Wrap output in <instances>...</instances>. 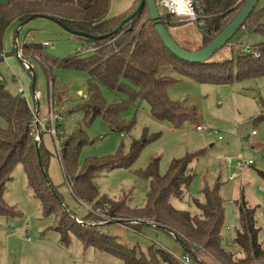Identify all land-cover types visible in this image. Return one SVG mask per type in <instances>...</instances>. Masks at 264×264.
Segmentation results:
<instances>
[{
  "label": "trees",
  "instance_id": "obj_1",
  "mask_svg": "<svg viewBox=\"0 0 264 264\" xmlns=\"http://www.w3.org/2000/svg\"><path fill=\"white\" fill-rule=\"evenodd\" d=\"M155 1L158 5V0ZM200 1L206 18L198 27L200 44L197 50L213 42L247 0ZM138 2L134 0L128 10L108 17L110 0H0V63L8 57L4 51L10 30L30 22L32 17L48 16L60 21L70 31L92 35L93 38H78L85 44L84 51H78L68 58H56L47 52L48 47L41 45V42L33 40L24 43L19 37L21 61L28 62L34 71L39 68L43 72L48 91L51 89V92L57 86L58 70L86 73V93L75 104L73 114L83 116L85 127L100 117L103 124L118 135H129L134 128L135 122H126L122 114L137 100L148 107L152 118L169 122L175 129L181 128L184 123L196 121L197 110L194 106L174 101L167 94L168 87L178 83V80L161 75L162 69L170 68L182 78L211 85L243 82L264 76V6H259V3L233 38L224 45L227 47L236 35L250 33L259 39L249 45L251 52L231 54L229 59L223 60H211L212 57L205 62L191 64L180 61L165 49L149 18L146 5L126 21ZM160 18L167 30L169 26L178 25L167 14L161 13ZM116 30L117 33L113 34ZM11 37L13 43L14 33ZM11 52L16 56L13 47ZM24 69L31 83V70ZM102 89L123 94L127 99L108 103L102 96ZM32 99L33 105L21 99L18 90L11 93L3 80L0 81V216L6 219L21 216L16 208L6 204L3 193L13 180L14 168L21 165L27 177L28 189L40 203L43 216L53 217V229L58 233L62 245H69L75 238L83 250L95 249L111 254L123 264H181L173 254L160 247L149 246L147 253H144L136 247L124 245L119 237L107 229L115 225L107 224L109 221H116L135 233L149 227L173 237L183 252H189L192 264H264V248L258 239L255 208L247 209L241 203L238 210L239 227L234 232L232 250L225 246L221 233L226 218L219 194V180L216 179L212 186L203 184L202 204L193 199L198 214L178 210L171 204L172 199L183 198L195 177L189 168L193 159L190 154L172 160L163 175L158 172L159 158L156 157L144 170L135 173L147 183L148 189L139 206L129 205L131 198L126 194L112 199L99 193L94 180L115 169H130L154 136L148 139L143 135L131 142L127 152L122 146L114 154L87 158L80 166L78 157L82 148L91 145L85 131L75 128L74 132L66 134L62 124L58 126L61 133L58 136V158L65 183L76 200L90 207V212L78 218L80 223H77L78 219L63 205L48 176L49 160L53 155L42 145L41 139L46 132L41 133L38 142L41 163L37 160L35 139L28 126L33 118L30 107L36 104L33 94ZM261 120H264V112L252 118L253 122ZM149 221L154 223L155 228L148 224ZM240 253L243 257L237 258L236 254Z\"/></svg>",
  "mask_w": 264,
  "mask_h": 264
},
{
  "label": "rangeland",
  "instance_id": "obj_2",
  "mask_svg": "<svg viewBox=\"0 0 264 264\" xmlns=\"http://www.w3.org/2000/svg\"><path fill=\"white\" fill-rule=\"evenodd\" d=\"M122 2L123 0H110L108 14L113 15L114 12L123 10L120 5ZM259 6H264V0L259 1ZM14 31L15 29H12V35ZM29 31L37 43L48 41L52 48L46 50L56 58H68L78 51H84L85 44L82 40L69 35L58 24L47 19L38 18L28 22L19 35L21 40ZM168 33L180 48L189 51L198 49L200 32L196 24L181 23L169 26ZM7 37L4 52L8 54L7 59L10 62L13 60L14 65L9 69L7 64L10 62L7 63L8 60L4 59L0 63V76L11 93H17L18 88L22 87L29 104L33 105L30 77L11 52L10 33ZM257 41L259 39L250 33L236 35L234 40L215 53L211 60L229 59L231 54H244L246 45ZM34 73L40 114H46L52 101L53 109L64 116L62 123L64 132L72 133L75 128H81L91 143L84 146L79 154L80 166L87 158L114 154L122 146L127 152L131 142L137 141L143 135L148 139L154 136L130 169H115L94 180V186L101 195L118 199L126 194L131 198L129 205L139 206L148 189L147 183L135 173L144 170L151 159L156 157L159 158L158 172L163 175L172 160L190 154L193 159L189 168L195 177L183 198L172 199L171 204L178 210L198 214L199 210L193 199L202 204L203 184L212 186L217 179L220 182L219 194L225 207L226 220L221 234L227 249L232 250L234 232L239 227L238 210L241 203H244L247 209H256L258 239L264 248V120L252 121V118L264 112V76L243 82L211 85L182 78L170 68L162 69L161 75L178 80V83L168 87L167 94L174 101L194 106L197 110L196 121L184 123L181 128L175 129L169 122L152 118L148 107L137 100L122 114L126 122L132 120L135 122L134 128L129 135H118L111 132L100 117L95 118L89 127H85L83 116L79 113L73 114L75 104L81 101L86 93V73L58 70L54 92H51V89L48 91L46 79L39 68H35ZM101 92L108 103H118L122 99H127V96L112 93L107 89H102ZM199 124L206 131L197 132L196 126ZM253 131L254 136L251 135ZM218 135L222 137L221 140H217ZM41 141L53 155L49 165L51 174L48 172L53 187L71 215L81 219L90 212V209L85 203L75 199L70 187L65 183L58 150L50 135L44 133ZM237 159L244 162L252 161L243 174L234 168ZM232 175L235 177L229 181ZM12 177L13 180L3 192L4 200L8 206L16 208L21 216L15 219L0 216V264H123L111 254L95 249L83 250L75 238L69 245H62L58 233L53 229V217L43 216L40 203L28 189L27 177L21 165L14 168ZM107 229L119 237L124 245L136 247L144 253H147V248L152 245L168 251L175 257L183 253L173 237L159 230L144 227L140 233H135L118 225ZM236 256L242 258L243 254Z\"/></svg>",
  "mask_w": 264,
  "mask_h": 264
},
{
  "label": "built area",
  "instance_id": "obj_3",
  "mask_svg": "<svg viewBox=\"0 0 264 264\" xmlns=\"http://www.w3.org/2000/svg\"><path fill=\"white\" fill-rule=\"evenodd\" d=\"M200 6H201L200 0H158V8L163 15L165 14L169 15L170 17H172L173 21L177 24L194 23L196 24L197 27H201L204 19L206 18V16L203 15V12ZM29 42H33V39H26L24 43H29ZM13 43H14V52L16 53V57L21 60L22 53L20 51V46H21L20 39L14 38ZM41 45L48 47V48L49 47L52 48L51 44L47 41H42ZM245 51L246 53L251 52L250 47L247 46ZM22 65L26 69H29L30 67L28 62H25V61H22ZM0 81H2L1 77H0ZM18 93L21 99L28 101L26 94L24 92V89L22 87L18 89ZM33 98L38 99L39 95L35 93L33 95ZM30 108H31V115L33 116V118L29 122L28 126L32 130L31 135L34 137L35 141L39 142L41 138V133L46 132L47 134L50 135V137L52 138L53 144L56 146V149L59 151L60 145L58 144L59 142L58 136L61 135V133H60V130L58 129V126L62 124L64 121L63 114L57 113L53 109L52 101L50 102L49 109L47 110L44 116L40 114V106L38 107L35 106V107H30ZM196 131L203 132V131H206V129L202 125L199 124V126L196 127ZM254 134L255 132L253 131L252 135ZM221 138L222 137H220L219 135L217 136V140H221ZM250 164H252V161L250 160H248L247 162H244L242 159H237L236 164L234 165V168L237 171H239L240 174H243L245 168ZM234 177H235L234 175L230 176L229 180L231 181ZM88 208L90 209L89 206ZM76 222H79V221H76ZM134 223H138V222H134ZM148 224L152 228H155V225L153 222L149 221ZM176 259L181 264H192L191 257L188 253L182 256L176 257Z\"/></svg>",
  "mask_w": 264,
  "mask_h": 264
},
{
  "label": "water",
  "instance_id": "obj_4",
  "mask_svg": "<svg viewBox=\"0 0 264 264\" xmlns=\"http://www.w3.org/2000/svg\"><path fill=\"white\" fill-rule=\"evenodd\" d=\"M260 0H247L243 7L240 9V11L236 14V17L231 21V23L228 25L226 29L211 42L209 45L204 47L203 49L197 50V51H186L183 48H180L176 42L171 37L170 33H168V30L165 28L161 18H160V11L157 5V2L155 0H139V4L135 8L134 12L126 19V21L132 19L134 15L143 7V5H146L149 12V18H151L153 22V26L155 28L156 33L158 34L163 46L165 49H168L173 56H175L180 61H184L191 64H198L200 62H205L207 60H210L215 53L220 51L222 48H224V45L230 41L233 36L238 32V30L243 26V23L246 21V19L250 16L251 12L255 9V7L258 5ZM41 18L47 19L49 21H52L56 25L58 24L62 30H64L66 33H68L71 36H75L77 38H93L92 35H86L84 33L70 31L66 26H64L60 21H56L51 17L48 16H41ZM40 18V19H41ZM38 19L32 17L31 20ZM30 20V21H31ZM27 24L24 23L21 26H18L14 31V37L18 39L19 30L21 27H24ZM117 30L113 32V34H116ZM20 60V59H18ZM21 61V60H20ZM22 63V61H21ZM29 70H31V91L32 94H35V80L36 76L34 73L33 68L29 67ZM36 105L39 106V100L36 99ZM36 146V153H37V160L39 161V145L38 142L35 141ZM39 163H41L39 161ZM107 224H117L120 225V222L116 221H109ZM189 253V252H187Z\"/></svg>",
  "mask_w": 264,
  "mask_h": 264
},
{
  "label": "crops",
  "instance_id": "obj_5",
  "mask_svg": "<svg viewBox=\"0 0 264 264\" xmlns=\"http://www.w3.org/2000/svg\"><path fill=\"white\" fill-rule=\"evenodd\" d=\"M133 2H134V0H123V2L120 4L121 5V7H123L122 9L123 10H119V11H116V12H114L113 13V15H110V14H108V17H111V16H116V15H119V13H122V12H124V11H126V10H128L131 6H132V4H133ZM113 4V3H112ZM21 33V32H20ZM30 31L29 32H27L26 33V35L24 36V39L22 40V41H25L28 37H30V38H33L34 40H35V38L34 37H32L30 34ZM20 35V34H19ZM30 35V36H29ZM12 36V30H11V32H10V37ZM19 37V36H18ZM21 39V38H20ZM44 41H46V40H44ZM10 42H11V46L10 47H13L14 48V45H13V43H12V37H11V40H10ZM48 42V41H47ZM6 59H7V57H6ZM8 60V62L7 63H9L10 61H9V59H7ZM6 63V64H7ZM10 64V65H9ZM9 64H7V66H8V68L9 69H11V67H13V60H12V62H10ZM35 106H36V104H35ZM43 116L45 115V114H42ZM197 127V126H196ZM251 135H252V133H251ZM255 135V134H254ZM254 135H252V136H254ZM52 159H53V156L51 157ZM51 158H50V162H51ZM61 163V162H60ZM51 164V163H50ZM49 164V165H50ZM221 167L223 168V166L221 165ZM50 166H49V169H48V172L50 173L51 171H50ZM221 168V169H222ZM49 173H48V176H49ZM51 174V173H50ZM50 177V176H49ZM230 181V180H229ZM117 225V224H116ZM118 226H121V227H125V226H123L122 224H120V225H118ZM127 228V227H126ZM108 230H110V229H108ZM114 234V233H113ZM115 235V234H114ZM178 244V243H177ZM181 248V247H180ZM182 250V249H181ZM183 251V250H182ZM184 254H186L185 252H183L182 253V255H184ZM181 255V256H182Z\"/></svg>",
  "mask_w": 264,
  "mask_h": 264
}]
</instances>
